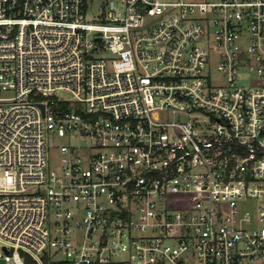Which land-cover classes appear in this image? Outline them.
Wrapping results in <instances>:
<instances>
[{
  "label": "built area",
  "instance_id": "1",
  "mask_svg": "<svg viewBox=\"0 0 264 264\" xmlns=\"http://www.w3.org/2000/svg\"><path fill=\"white\" fill-rule=\"evenodd\" d=\"M0 243L264 264V0H0Z\"/></svg>",
  "mask_w": 264,
  "mask_h": 264
},
{
  "label": "rangeland",
  "instance_id": "2",
  "mask_svg": "<svg viewBox=\"0 0 264 264\" xmlns=\"http://www.w3.org/2000/svg\"><path fill=\"white\" fill-rule=\"evenodd\" d=\"M59 94L63 97H70L71 93L67 90H61L59 92ZM81 140L78 139V138H72L71 140L67 139L66 137L64 136H57L55 138V143L56 145L60 146L61 144H64V143H68V142H71V143H79ZM0 250H2V246H1V243H0ZM0 264H7L6 260L3 259V258H0Z\"/></svg>",
  "mask_w": 264,
  "mask_h": 264
},
{
  "label": "water",
  "instance_id": "3",
  "mask_svg": "<svg viewBox=\"0 0 264 264\" xmlns=\"http://www.w3.org/2000/svg\"><path fill=\"white\" fill-rule=\"evenodd\" d=\"M42 104V103H41ZM42 106H43V104H42Z\"/></svg>",
  "mask_w": 264,
  "mask_h": 264
}]
</instances>
